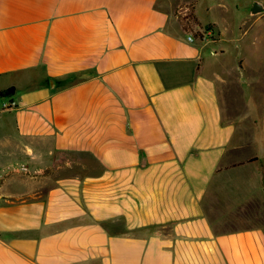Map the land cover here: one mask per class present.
<instances>
[{
    "label": "crops",
    "instance_id": "1",
    "mask_svg": "<svg viewBox=\"0 0 264 264\" xmlns=\"http://www.w3.org/2000/svg\"><path fill=\"white\" fill-rule=\"evenodd\" d=\"M211 22L198 39L160 0H0V160L27 171L2 184L0 264H264V91L243 73L232 114Z\"/></svg>",
    "mask_w": 264,
    "mask_h": 264
},
{
    "label": "rangeland",
    "instance_id": "2",
    "mask_svg": "<svg viewBox=\"0 0 264 264\" xmlns=\"http://www.w3.org/2000/svg\"><path fill=\"white\" fill-rule=\"evenodd\" d=\"M195 4L197 10H195L197 16L200 17V22L203 26L205 34L211 37L214 34L216 27L211 22H217L221 30V47L226 51V61H228V67L231 70L235 67V71L230 72L229 80L232 92L228 96L231 97V109L232 114L237 112L247 111L241 95V87L238 84L239 80L244 73V77H252L253 88L257 91V101L260 98L258 92L264 91V63L258 62L256 57L260 55L264 56V42L257 43L253 47H245V39L241 37L240 28H248L252 30V33L264 31V21L262 23H256L249 14L248 7L251 6L252 0H160V5L168 10H177L178 7ZM197 4V5H196ZM254 4V2H253ZM252 4V6H253ZM178 18V17H177ZM216 24V25H217ZM243 25V26H242ZM213 37V36H212ZM247 50V57L253 66L245 64L242 60L238 61V55ZM245 55V54H244ZM264 61V60H263ZM247 73V75H246ZM248 74H251L249 76ZM246 78V79H247ZM26 169L22 166L15 169L11 167L6 160H0V200L4 197L1 193L2 184L6 178H17L22 180L26 178ZM249 174L246 173L245 176ZM238 177V176H237ZM236 178H234L235 180Z\"/></svg>",
    "mask_w": 264,
    "mask_h": 264
},
{
    "label": "trees",
    "instance_id": "3",
    "mask_svg": "<svg viewBox=\"0 0 264 264\" xmlns=\"http://www.w3.org/2000/svg\"><path fill=\"white\" fill-rule=\"evenodd\" d=\"M195 10V4L191 3L178 7L176 15L188 33H191L194 38L203 39L205 37V31Z\"/></svg>",
    "mask_w": 264,
    "mask_h": 264
},
{
    "label": "water",
    "instance_id": "4",
    "mask_svg": "<svg viewBox=\"0 0 264 264\" xmlns=\"http://www.w3.org/2000/svg\"><path fill=\"white\" fill-rule=\"evenodd\" d=\"M264 11V4L260 0H255L252 6V14H259Z\"/></svg>",
    "mask_w": 264,
    "mask_h": 264
}]
</instances>
